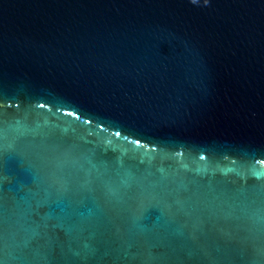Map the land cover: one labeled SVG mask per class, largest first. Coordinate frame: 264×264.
Wrapping results in <instances>:
<instances>
[{
	"label": "water",
	"instance_id": "obj_1",
	"mask_svg": "<svg viewBox=\"0 0 264 264\" xmlns=\"http://www.w3.org/2000/svg\"><path fill=\"white\" fill-rule=\"evenodd\" d=\"M0 264H264V0H0Z\"/></svg>",
	"mask_w": 264,
	"mask_h": 264
}]
</instances>
